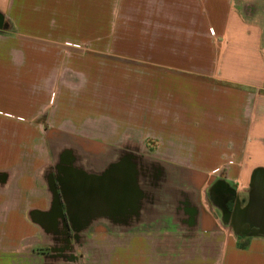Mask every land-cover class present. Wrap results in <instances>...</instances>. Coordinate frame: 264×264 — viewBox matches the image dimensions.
Masks as SVG:
<instances>
[{"label":"crops","instance_id":"crops-1","mask_svg":"<svg viewBox=\"0 0 264 264\" xmlns=\"http://www.w3.org/2000/svg\"><path fill=\"white\" fill-rule=\"evenodd\" d=\"M38 1L0 0V264H264V0H122L107 95Z\"/></svg>","mask_w":264,"mask_h":264},{"label":"rangeland","instance_id":"rangeland-1","mask_svg":"<svg viewBox=\"0 0 264 264\" xmlns=\"http://www.w3.org/2000/svg\"><path fill=\"white\" fill-rule=\"evenodd\" d=\"M49 1L39 0L37 3L42 5L37 4V9L42 10L38 12L39 15L46 16L49 20L54 18V31L56 37L60 38L55 42H63L65 47H70L72 63L77 62L76 65H78L81 61L82 66L92 69L91 66L97 63L98 80L100 79L103 85L98 89L103 90V93L107 95V92L110 93L111 90L107 84L112 75L125 74V72L116 71V66L121 64L118 61L123 57L116 55L115 39L111 38V32H125L128 27L124 22L126 9L121 6L122 0H118L119 7L113 6V0H52V5H49ZM247 7H250L248 13H252V10L255 12L251 4L247 3ZM130 27L133 28V25ZM119 79L116 91L120 93L121 100L126 96V88L125 83ZM91 89L94 88L91 87ZM139 90L141 91V88ZM136 96L141 97V94ZM87 108L92 113L98 112V104L88 105Z\"/></svg>","mask_w":264,"mask_h":264},{"label":"water","instance_id":"water-1","mask_svg":"<svg viewBox=\"0 0 264 264\" xmlns=\"http://www.w3.org/2000/svg\"><path fill=\"white\" fill-rule=\"evenodd\" d=\"M245 213L247 223L264 228V183L258 179L252 185L251 201Z\"/></svg>","mask_w":264,"mask_h":264},{"label":"flooded vegetation","instance_id":"flooded-vegetation-1","mask_svg":"<svg viewBox=\"0 0 264 264\" xmlns=\"http://www.w3.org/2000/svg\"><path fill=\"white\" fill-rule=\"evenodd\" d=\"M211 196H212V199L214 200V202L219 204L222 212L225 215H229L230 210H232V208H234V202L232 200H230V198L228 196H225V194L222 193L220 189H212ZM60 199H61V195H60ZM65 223H66L68 233L70 234V236H72L73 234H72V230H71V224H70V221H69L67 216H65ZM248 229H255V226L254 227H248Z\"/></svg>","mask_w":264,"mask_h":264}]
</instances>
